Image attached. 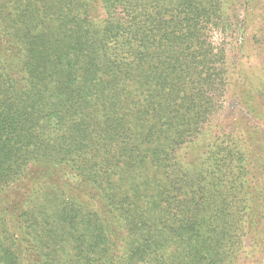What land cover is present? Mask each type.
<instances>
[{
  "label": "trees",
  "instance_id": "obj_1",
  "mask_svg": "<svg viewBox=\"0 0 264 264\" xmlns=\"http://www.w3.org/2000/svg\"><path fill=\"white\" fill-rule=\"evenodd\" d=\"M263 18L0 0V264H264Z\"/></svg>",
  "mask_w": 264,
  "mask_h": 264
},
{
  "label": "rangeland",
  "instance_id": "obj_2",
  "mask_svg": "<svg viewBox=\"0 0 264 264\" xmlns=\"http://www.w3.org/2000/svg\"><path fill=\"white\" fill-rule=\"evenodd\" d=\"M253 19H254V22H252L251 24L254 25V26H256V30L257 29H260L261 30L262 26H261V24H260L259 19L257 18V16L256 17H253ZM257 35H258V31H257ZM262 37H264V31L262 32Z\"/></svg>",
  "mask_w": 264,
  "mask_h": 264
}]
</instances>
